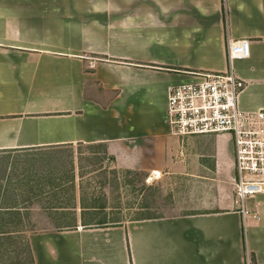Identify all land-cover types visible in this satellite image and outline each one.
I'll list each match as a JSON object with an SVG mask.
<instances>
[{"label": "crops", "instance_id": "1", "mask_svg": "<svg viewBox=\"0 0 264 264\" xmlns=\"http://www.w3.org/2000/svg\"><path fill=\"white\" fill-rule=\"evenodd\" d=\"M240 40L249 55L230 63L228 44ZM230 68L245 82L241 107L264 108V0H0V217L18 226L0 237L27 243L33 264H264V193L243 216L229 135L192 136L199 167L212 159L203 211L30 229L33 210L100 207L78 204V184L44 206L58 186L32 180L25 153L100 147L115 170L190 172L191 149L167 120L169 88Z\"/></svg>", "mask_w": 264, "mask_h": 264}, {"label": "rangeland", "instance_id": "2", "mask_svg": "<svg viewBox=\"0 0 264 264\" xmlns=\"http://www.w3.org/2000/svg\"><path fill=\"white\" fill-rule=\"evenodd\" d=\"M193 140L192 136L181 139L183 149L188 146L192 150L182 163L190 172L186 173V169L174 171V175L169 177L146 178L145 174L115 170L109 161H105L100 147L78 146L28 151L25 154L30 155L31 161L28 164L31 179L45 178L48 186H58L56 190L54 187L46 189L49 194L46 195L44 206L56 205L54 192L74 193V186L78 184V204L83 207H100L87 211L33 210L30 211V229H51L59 223L71 225L76 221H82V225H93L100 221L113 223L203 211L200 208L209 206L208 202L214 198V183L210 171L212 159H199L206 168L199 167L200 162L195 155L200 154L203 149L196 142L192 143ZM66 184H69L68 188ZM62 185L64 186L61 187ZM16 222V219L8 216L0 217V230H16ZM16 238L0 237V264H30L24 243Z\"/></svg>", "mask_w": 264, "mask_h": 264}, {"label": "built area", "instance_id": "3", "mask_svg": "<svg viewBox=\"0 0 264 264\" xmlns=\"http://www.w3.org/2000/svg\"><path fill=\"white\" fill-rule=\"evenodd\" d=\"M249 55L247 40L230 41L228 60ZM191 81L169 88L166 101L171 134L179 138L229 135L234 146L233 191L243 216L245 200L264 193V108L243 109L245 82L232 68L224 72H189ZM255 217V216H254Z\"/></svg>", "mask_w": 264, "mask_h": 264}, {"label": "trees", "instance_id": "4", "mask_svg": "<svg viewBox=\"0 0 264 264\" xmlns=\"http://www.w3.org/2000/svg\"><path fill=\"white\" fill-rule=\"evenodd\" d=\"M146 218H151V217H146ZM142 219H143V218H142ZM105 223H107V222H105V221H100V222H98L97 224H105ZM24 245H25V254H28L29 262H30V264H33V259H32V256H31V253H30V249H29V247H28V244L25 243ZM251 264H256L255 259H254L253 256L251 257Z\"/></svg>", "mask_w": 264, "mask_h": 264}]
</instances>
